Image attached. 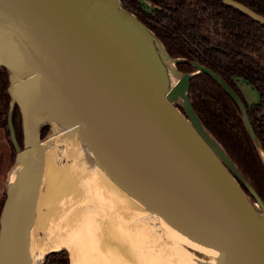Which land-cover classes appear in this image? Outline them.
<instances>
[{"label":"water","instance_id":"obj_1","mask_svg":"<svg viewBox=\"0 0 264 264\" xmlns=\"http://www.w3.org/2000/svg\"><path fill=\"white\" fill-rule=\"evenodd\" d=\"M225 1L264 22V14L245 3ZM130 20L152 34L164 59H185L171 56L121 0H0V65L9 71L12 98L9 127L16 161L27 162L19 184L21 204L13 206L8 188L2 208L0 264H18L8 253L12 225L18 227V254L28 237V218L46 159L41 131L50 124L35 120L36 95L41 92L78 125L80 137L94 139L145 184L175 191L166 204L196 219L221 264H264V201L195 111L189 95L192 72L177 67L173 72L180 74L178 79L164 80L136 46ZM193 65L214 74L234 94L254 134L240 96L210 67L196 60ZM177 97H182L184 110ZM16 104L22 114L23 147L12 124ZM18 214H25L24 219Z\"/></svg>","mask_w":264,"mask_h":264},{"label":"bare ground","instance_id":"obj_2","mask_svg":"<svg viewBox=\"0 0 264 264\" xmlns=\"http://www.w3.org/2000/svg\"><path fill=\"white\" fill-rule=\"evenodd\" d=\"M130 23L136 46L147 54L164 80L170 83L173 75L171 62L162 57L159 44L152 34L131 20ZM35 120L37 124H52L55 131L58 126L71 125H74L75 129L77 126L76 131L78 130V125L45 92L36 95ZM76 131L73 135L64 136L68 157L64 164H58L56 160V137L42 139L46 148V159L35 190L38 211L29 216L28 237L21 254H18L16 245L18 227L16 224L12 225L8 248L10 258L18 264H39L47 252L66 247L70 251L71 264H182L179 262L181 256L178 258L182 253L172 247L164 246L161 249L158 239L148 233L149 229H156L152 227L154 220L140 216H149V209L153 210L155 204H166L169 198L174 199L177 193L161 186L145 184L128 167L112 158L94 139L82 138L76 135ZM26 163L17 160L9 175L8 185L15 207L21 204L19 184L25 178ZM72 198V202L65 206ZM138 203L143 207L146 205V210L137 207ZM178 210L175 209L177 214H183L182 209L179 213ZM169 218V214H164V224L174 229L176 226L173 227ZM184 229H187V226ZM176 230L175 228L174 231ZM183 235L181 236L184 237ZM198 235L199 233L196 234L198 238L201 237ZM169 236L170 234L167 235ZM177 242H180L182 248L186 243L183 244L180 240ZM179 245L177 247H180ZM136 249L138 251L135 252ZM186 249L188 251V248ZM194 249L190 251H195ZM200 250L201 248L198 249ZM184 259L182 260L185 261ZM195 262H198V259Z\"/></svg>","mask_w":264,"mask_h":264},{"label":"trees","instance_id":"obj_3","mask_svg":"<svg viewBox=\"0 0 264 264\" xmlns=\"http://www.w3.org/2000/svg\"><path fill=\"white\" fill-rule=\"evenodd\" d=\"M239 1L264 14V0ZM121 3L157 35L171 56L185 58L176 65L182 71L192 72L189 95L195 111L264 201V156L258 146L259 142L264 151V22L225 0H121ZM195 60L214 70L240 96L254 134L234 94L214 74L197 69L193 65ZM242 81L257 89L258 101H247ZM8 85L9 71L0 65V126L11 138L12 98ZM12 124L23 147L22 114L17 104ZM12 149L15 156L13 144ZM70 259L69 250L63 247L49 251L41 264H71Z\"/></svg>","mask_w":264,"mask_h":264},{"label":"rangeland","instance_id":"obj_4","mask_svg":"<svg viewBox=\"0 0 264 264\" xmlns=\"http://www.w3.org/2000/svg\"><path fill=\"white\" fill-rule=\"evenodd\" d=\"M169 62H171V72L173 74L171 83H173V82H175L178 79L180 74L173 72L174 69H177L176 62L174 60H172V59L169 60ZM241 88H242L243 93H244V95H245V97H246V99H247V101L249 103L256 102V101H258L260 99L259 92L257 91L256 88H253L250 84L242 81L241 82ZM175 102L182 110H184L182 97H177ZM74 131H76L74 125H71V126H68V127L58 126L56 128V131H55L54 126L51 125V124H49L46 127H44L42 129V131H41V138L42 139H46V138H49L51 136L53 138L56 137V141H55L54 144L56 145V148L58 147L57 148L58 153L56 155V160H57V162H59L58 164H64L67 161V159H68L67 152H66L65 145H64L65 144L64 136H65V134L73 135ZM76 135H79L78 131H76ZM12 144L14 145L12 138H9L6 135L4 128L2 126H0V219H1V213H2V208H3V205H4L5 199H6L7 195H9V190H8V188H9V185H8L9 175H10L11 169H12V167L15 164V161H16V154H15V156L12 155V151H13ZM14 148L16 149L15 145H14ZM16 152H17V149H16ZM57 157H58V159H57ZM223 157H224L226 163L228 164V166L230 167V169L234 173H236V168L233 165L232 161L229 160L224 155H223ZM248 193H249V196L252 199V201L256 205H259L255 201V199H253V197H252V195H251V193L249 191H248ZM47 200H48V198H47ZM72 200H73V198L70 201H68L69 203H67L65 206H68L72 202ZM138 204H136L137 207H139V208L143 207V205H141L140 203H138ZM162 205L157 203V204L154 205L153 210L149 209V212L150 211L154 212V213L150 212L151 214L148 213L147 215H149V216H146V214H144L143 216L140 215L141 218L146 217V219H150V220L153 219L154 220L155 224L152 227L154 229L155 228L156 229L154 231L153 228L151 227L153 231H151L149 229L148 233H150L151 235H154V237H155V238L153 237L154 239H158V242H160L159 246H161L160 248L162 249V247H164V246L172 247L177 252H180V254L182 253L178 257V258H180V256H181L179 262L182 263V264H221L219 259L215 256L214 252H212L211 248H209L210 246H209L208 242L206 241L205 237L203 236V234H201V230L199 229L200 228L199 225H197V223H196V219L193 218V216L191 214H189L188 212H186V210L183 209V208H179V210H178L177 208L173 209L171 207V205H169V206L166 205V204H162ZM165 205L167 207H165ZM145 206L142 208L143 211L146 210ZM19 208L20 207H18L17 210H21V208L20 209ZM175 209L178 210V213L183 211L182 213L184 214V217H183V214H181V213L177 214L175 212ZM180 209H182V211H180ZM25 210H28V207H26ZM37 211H38V201H37V196H36V201H34V205L32 207V211H31V213L29 215L36 214ZM155 213H156V215H155ZM164 214H170L171 215V220H170V218H169V220L173 222V227L176 226V227H174V229L176 228L178 231L176 230V232H175L174 229L170 227V225L169 226H167L168 224L165 225L166 223H165V221L163 219L164 218ZM24 215L25 214H23V215H19L18 214L17 218L20 219V220H23L24 219ZM186 215L189 216L190 218L187 217ZM159 216H161L162 218L159 217ZM29 220H30V218H28V221ZM10 221H12V219ZM155 221H157V223ZM177 225H180L181 227H178ZM0 226H1V221H0ZM156 226H158V227H156ZM186 226H187V229H184V227L186 228ZM168 227H170V228H168ZM178 228H180V229H178ZM166 229H167V231L165 232ZM172 229H173V231H172ZM170 230H171V232H170ZM180 230H182L183 233L185 232L184 235H183V233H181ZM197 230L199 232H196ZM156 231H158V232H156ZM197 233H199L198 236H201V237H199L200 240H198L199 238L196 236ZM169 234H170V236L167 237V235H169ZM188 234L191 235V236L193 235V236L190 237ZM181 235H183L184 237H182ZM185 235L187 236V238L189 237L190 240H189V238H188V240H185V239H187ZM162 236H163V238H162ZM195 236H196V238H195ZM170 237H172V238H170ZM173 238H175V240ZM177 238H178V240L181 241V243L183 242V244H184V242H186L185 245L183 246V248L179 245L180 242H179V244H178V242L176 243V241H178ZM193 238H195V239H193ZM154 239H153V241H154ZM201 239H203V240H201ZM162 240H164L165 243ZM161 242H163L164 244L161 243ZM203 243H204V245H203ZM167 244H170V245L168 246ZM177 245H179L180 247H177ZM185 247L188 248L189 252L187 251V249ZM191 247L193 249L196 248V249H194L195 251H190L192 249ZM200 248H201V250L198 251V249H200ZM136 251H138V250L136 249L135 252ZM193 252H195V253H193ZM182 259H184L185 261H183ZM187 259H191L192 261L189 260L190 261L189 262ZM197 259H198V262H195V261H197ZM199 261H200V263H199Z\"/></svg>","mask_w":264,"mask_h":264}]
</instances>
